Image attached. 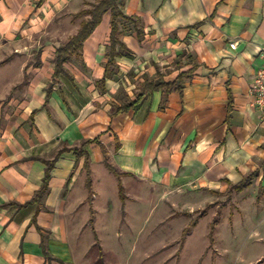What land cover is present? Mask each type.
<instances>
[{"label": "crops", "instance_id": "1", "mask_svg": "<svg viewBox=\"0 0 264 264\" xmlns=\"http://www.w3.org/2000/svg\"><path fill=\"white\" fill-rule=\"evenodd\" d=\"M47 1L1 2L35 17ZM122 10L138 20L144 35L139 37L133 22L120 21L119 37L130 53L115 58L104 82L110 13L85 41L82 55L71 57L85 55L89 73L73 75L66 66L70 58L65 73L54 79L63 45L56 50L49 86L40 60L21 66L23 80L16 62L11 65L18 76L0 79V96L7 86L16 90L9 105L0 107V264H70L66 190L85 174V159L72 149L88 140L99 141L87 146L94 198L95 165L104 167L105 176L114 175L105 165V149L110 164L123 174L125 195L126 180L149 183L163 197L178 195L183 198L178 206L213 204L216 194L234 191L264 222V108L253 107L250 96L262 64L264 0H124ZM14 16L3 14L0 35L12 33ZM9 62L0 61V67ZM183 73L188 77L181 90L149 92L141 104L115 115L120 105L136 100L147 79L175 82ZM63 76L77 96L55 88ZM125 80L130 99L114 106L111 100ZM51 161L50 189L38 211L37 204L27 203L41 188ZM251 175L247 188L234 189ZM189 197L197 200L191 203Z\"/></svg>", "mask_w": 264, "mask_h": 264}, {"label": "rangeland", "instance_id": "2", "mask_svg": "<svg viewBox=\"0 0 264 264\" xmlns=\"http://www.w3.org/2000/svg\"><path fill=\"white\" fill-rule=\"evenodd\" d=\"M1 1L0 21L5 13L18 17L12 33L0 35V61L10 58L7 66L18 63L19 78L23 80L21 66L40 60L41 77L49 86L53 82L56 50L67 44L88 18L77 14L91 8L96 0H49L35 12V17L26 9L25 13L21 10L15 13L13 4ZM7 66L0 67V79L10 74L17 77V66L11 65L10 73ZM66 66L73 75L83 74V71L87 74L90 70L85 55L83 59L71 58ZM30 78L28 75V81ZM88 83L87 87H92L91 81ZM59 87L77 96V89L64 76L55 85ZM130 87L128 81L120 82L111 103L116 106L128 101L126 88ZM7 88L0 96L3 108L16 92ZM132 92L135 94L134 90ZM102 168L97 165L94 168L96 196L92 200L88 199V190L86 195V172L77 179L72 191L66 190L71 203L66 217L71 242L70 264H264L262 216L252 211L251 206L242 205L239 193L216 194L213 204L178 206L183 199L178 195L163 197L162 191L149 183L126 180L128 198L122 201L117 178L109 172L105 176ZM189 199L193 203L197 197ZM193 223L196 226L184 237V230ZM254 231L259 234H252Z\"/></svg>", "mask_w": 264, "mask_h": 264}, {"label": "trees", "instance_id": "3", "mask_svg": "<svg viewBox=\"0 0 264 264\" xmlns=\"http://www.w3.org/2000/svg\"><path fill=\"white\" fill-rule=\"evenodd\" d=\"M124 0H98L96 3L91 5V8L81 10L77 15L78 16H88V19L83 21L78 33L73 36L67 44L57 50V61H56V68L54 73V79H58V77L65 73L64 64L72 57V56H81L82 50L85 41L92 35L94 30L99 26L102 22L103 16L106 13L111 14V35H110V45H109V62L106 65V73L105 77L102 82L105 81L106 78L109 77L110 68L115 65V58L117 56H122L125 54H129V50L127 49L126 45L120 40L119 37V23L121 20L133 22L137 28V32L139 37H143L144 32L143 30L138 28V20L135 17L126 15L122 10V3ZM188 77V74H181L175 82H159L155 80L147 79L140 89V93L138 94L135 101H129L117 108L116 114L128 111L129 109L141 104V102L146 98L149 92L155 90L165 89L167 92L172 91L173 89L181 90L182 83L184 78ZM50 90L48 92V97H50ZM93 142H99L98 139L95 140H88L82 143L80 147L73 148L72 150L75 152L78 159L84 158V170L87 174L86 178V187L88 190V199L89 201L92 200L94 196L93 192V183L91 178V167H90V156L87 150V146ZM118 148V145H117ZM68 150L67 148L62 149L59 154ZM105 153V165L107 169L112 172L118 179H119V195L122 201L126 200V195L124 191V187L121 183V177L123 174L119 173L118 170L113 167L109 159L107 157V152L104 149ZM58 154V155H59ZM58 158V156H57ZM54 162H47V168L45 172V177L43 180V184L41 188L35 193L33 199L27 204H37L38 211L44 204V199L47 196L50 186L51 180V171L54 168ZM253 175L249 176L248 178L244 179L242 182L234 186V189L237 191H242L247 188L251 180L253 179ZM22 207V205H20ZM92 213V212H91ZM93 222V219H91ZM196 226V223L191 224L184 230V237L188 235L193 227ZM41 230L40 228H38ZM214 228L210 233V241L211 244L214 242L213 233ZM44 246V245H43ZM45 255L49 257V254L45 250Z\"/></svg>", "mask_w": 264, "mask_h": 264}, {"label": "built area", "instance_id": "4", "mask_svg": "<svg viewBox=\"0 0 264 264\" xmlns=\"http://www.w3.org/2000/svg\"><path fill=\"white\" fill-rule=\"evenodd\" d=\"M262 64L257 71L254 84L250 89V96L252 98V106L255 108H264V46L261 48Z\"/></svg>", "mask_w": 264, "mask_h": 264}]
</instances>
